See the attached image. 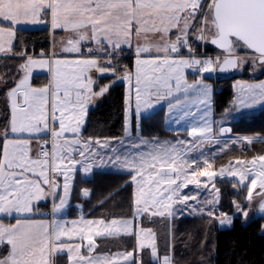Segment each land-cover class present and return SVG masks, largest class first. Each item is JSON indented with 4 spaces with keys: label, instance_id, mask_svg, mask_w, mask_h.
Listing matches in <instances>:
<instances>
[{
    "label": "snow or ice",
    "instance_id": "snow-or-ice-1",
    "mask_svg": "<svg viewBox=\"0 0 264 264\" xmlns=\"http://www.w3.org/2000/svg\"><path fill=\"white\" fill-rule=\"evenodd\" d=\"M0 67V264H180L178 243L189 264H211L213 225L264 214V151L252 148L264 136L224 126L264 106V0H0ZM218 74L234 79L219 121ZM161 108L173 138L145 134ZM117 117L119 134H104ZM233 146L244 156L216 167ZM108 171L123 185L98 197L84 186ZM219 182L240 197L231 214ZM125 191L127 213L85 214ZM185 217L206 224L181 240Z\"/></svg>",
    "mask_w": 264,
    "mask_h": 264
},
{
    "label": "trees",
    "instance_id": "trees-1",
    "mask_svg": "<svg viewBox=\"0 0 264 264\" xmlns=\"http://www.w3.org/2000/svg\"><path fill=\"white\" fill-rule=\"evenodd\" d=\"M25 36L27 39L33 41L36 51H39L41 47H47L48 41L46 39V32L32 31L25 33ZM239 78L248 79V75L246 74ZM257 78L264 79V76L261 75ZM222 81L225 83V86L220 94L216 93L215 95L214 110L215 117L217 119L223 116L224 109L229 107V103L234 96V90L232 87L234 79L226 76L222 78ZM110 111L111 108L108 105H105L98 118L100 120L107 119L106 113ZM164 113V111L160 112L156 118V121L150 122V124H154V127L148 128L145 134H148V131H152L162 137L174 135V133L166 130L165 128V124L163 123ZM231 126L234 135L243 136L259 134L264 136V109L258 114L243 116L241 119L233 122ZM101 131L106 135H118L120 132V123L118 117L110 126L102 127ZM262 144L264 143L254 145V148L261 149L260 145ZM253 151L261 152L256 149H253ZM247 155L250 157L252 152H248ZM125 179L126 177L124 176L107 172L104 175L97 176L91 184L86 183L84 186L93 188L96 192V196L98 197L101 194L107 195L108 191H114L115 189L119 188L123 185ZM217 186L220 187L221 191L225 194L222 198L223 206L221 211L229 212V214H231L229 202L232 199H240V197L234 194L230 182H219ZM127 197L128 192L125 191L121 195L117 196L116 199L111 203L105 204L103 207L98 206L93 211L92 205L97 203V200L94 197L91 204L87 205L85 214L89 216V218H98L102 213L106 214L108 212L114 214H125L129 211ZM78 202L84 203V201L73 202L71 209L72 217L77 215L75 205ZM113 205H122V207H113ZM250 218L251 219L249 223L246 225L237 220L233 229H221L218 225L212 226L211 231L217 241V249L214 257L211 260V264H237V261L243 252H247L246 259L248 264H264V234H261L259 231L260 225L264 224V218L256 216L254 213ZM205 224L206 221L199 218H185V220L179 226L181 240L188 232L201 231ZM234 241L237 242L235 245H233ZM176 251L178 253L177 260L180 262V264H189L190 261L195 259V257L192 256L188 250H185L183 245L180 243L177 244Z\"/></svg>",
    "mask_w": 264,
    "mask_h": 264
},
{
    "label": "rangeland",
    "instance_id": "rangeland-1",
    "mask_svg": "<svg viewBox=\"0 0 264 264\" xmlns=\"http://www.w3.org/2000/svg\"><path fill=\"white\" fill-rule=\"evenodd\" d=\"M5 71V69H3L2 67H0V72H3ZM246 75V74H245ZM248 75V74H247ZM261 75L257 74V77H259ZM217 77L214 78V79H211L209 80L210 83H212L214 85V88H215V93H214V98H215V95H216V92H217ZM230 77V76H229ZM237 78H239L240 76H236ZM248 78H249V75H248ZM234 90V89H233ZM2 103H1V100H0V108H2ZM264 109V106H261V105H257L256 107L252 108V109H242L241 111L239 112H235L233 113L232 115L230 116H227V117H224V123H231V122H234V121H237L239 120L241 117L245 116V115H254V114H258L260 113L262 110ZM166 112V108H161L160 109V112ZM215 112V110H214ZM222 118V117H221ZM221 118L217 119L215 117L216 120H220ZM165 128L167 130V126L165 125ZM162 137V136H161ZM168 138H172L170 135L169 136H166ZM260 143H255L254 145H259ZM254 145L252 146L253 149L255 150H258V151H263L264 150V144L260 145L261 146V149L259 148H254ZM231 156V157H243L244 156V152H241L238 148V146H233V150L230 151L227 155H222L219 159H217L216 161V167H219L220 165L224 164L227 162V159L228 157ZM231 179V178H229ZM191 187V186H190ZM75 210L77 212V215L75 217H72L71 216V210L69 212V214L66 216L67 219L71 220V219H76L79 215V211L76 209V205H75ZM253 213L254 215L256 216H259V217H264V214L262 213H259L258 211H253V212H250L249 213V216L252 217L253 216ZM185 218H196V217H185ZM182 219L178 222L179 226L181 225V223L185 220ZM157 227L161 230V232H163L164 230V226L163 225H157ZM179 236H180V233H179ZM181 237V236H180ZM107 243V246L108 247H117V246H120L121 244H124L126 243L125 241H120V242H106Z\"/></svg>",
    "mask_w": 264,
    "mask_h": 264
},
{
    "label": "built area",
    "instance_id": "built-area-1",
    "mask_svg": "<svg viewBox=\"0 0 264 264\" xmlns=\"http://www.w3.org/2000/svg\"><path fill=\"white\" fill-rule=\"evenodd\" d=\"M217 94H220L225 86V83L220 79V77H217Z\"/></svg>",
    "mask_w": 264,
    "mask_h": 264
},
{
    "label": "crops",
    "instance_id": "crops-1",
    "mask_svg": "<svg viewBox=\"0 0 264 264\" xmlns=\"http://www.w3.org/2000/svg\"><path fill=\"white\" fill-rule=\"evenodd\" d=\"M245 116H247V115H245ZM242 118V117H241ZM240 118V119H241ZM219 121V120H218ZM235 122V121H234ZM233 122H231V123H224V126L225 127H230V128H232V126H231V124H232ZM232 134H233V130H232ZM175 135V134H174ZM174 135H170L172 138L174 137ZM234 135V134H233ZM166 138H168V137H166ZM108 172H110V171H108ZM110 173H112V172H110ZM221 229H228V228H221Z\"/></svg>",
    "mask_w": 264,
    "mask_h": 264
},
{
    "label": "water",
    "instance_id": "water-1",
    "mask_svg": "<svg viewBox=\"0 0 264 264\" xmlns=\"http://www.w3.org/2000/svg\"><path fill=\"white\" fill-rule=\"evenodd\" d=\"M218 75L223 77L229 76L228 74H218Z\"/></svg>",
    "mask_w": 264,
    "mask_h": 264
}]
</instances>
